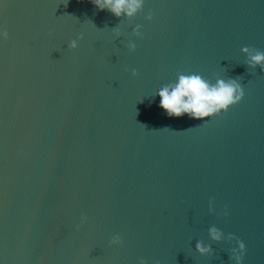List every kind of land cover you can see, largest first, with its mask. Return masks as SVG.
<instances>
[{
  "label": "water",
  "instance_id": "obj_1",
  "mask_svg": "<svg viewBox=\"0 0 264 264\" xmlns=\"http://www.w3.org/2000/svg\"><path fill=\"white\" fill-rule=\"evenodd\" d=\"M0 30V264H264V0H0ZM191 73L244 96L169 117Z\"/></svg>",
  "mask_w": 264,
  "mask_h": 264
},
{
  "label": "clouds",
  "instance_id": "obj_2",
  "mask_svg": "<svg viewBox=\"0 0 264 264\" xmlns=\"http://www.w3.org/2000/svg\"><path fill=\"white\" fill-rule=\"evenodd\" d=\"M143 0H91L98 9L104 10L107 8L116 16H120L122 12L131 15L142 6ZM151 13L147 19H151ZM0 38L7 39L8 32L0 30ZM70 48H76V41L69 44ZM130 48L135 50L136 45L131 44ZM244 51L249 52V64L255 66L261 65V70L264 71V53L259 51L255 55H251V51L245 48ZM133 75L137 72L132 70ZM160 97L159 107H161L169 117H180L187 114L194 119H203L211 117L226 111L229 106L239 102L244 96V89L237 79L231 78L228 81L217 80L215 84L209 83L201 75L196 73L181 74L177 80L163 86L158 91ZM225 215L227 213L225 212ZM87 216L81 217V224L86 222ZM80 225H77L79 227ZM213 239L219 240L221 232L215 227L211 230ZM235 246L232 248L233 259L235 264H242L246 245L242 240L233 237ZM122 242L121 236L114 234L109 241L110 245H119ZM197 250L200 253L210 251L209 247L204 246L202 242H197ZM139 264H146L144 259H140Z\"/></svg>",
  "mask_w": 264,
  "mask_h": 264
}]
</instances>
